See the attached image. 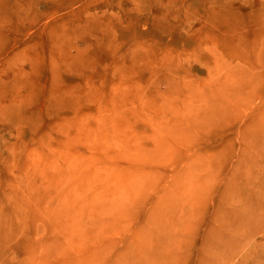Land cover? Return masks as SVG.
Returning a JSON list of instances; mask_svg holds the SVG:
<instances>
[{"label": "rangeland", "instance_id": "obj_1", "mask_svg": "<svg viewBox=\"0 0 264 264\" xmlns=\"http://www.w3.org/2000/svg\"><path fill=\"white\" fill-rule=\"evenodd\" d=\"M6 180L11 264H264V0H0Z\"/></svg>", "mask_w": 264, "mask_h": 264}, {"label": "bare ground", "instance_id": "obj_2", "mask_svg": "<svg viewBox=\"0 0 264 264\" xmlns=\"http://www.w3.org/2000/svg\"><path fill=\"white\" fill-rule=\"evenodd\" d=\"M11 108L6 106L3 109L4 116H11ZM107 124V126H106ZM117 129L115 127H111L109 124V120L107 119L102 132L105 133L108 138V135L111 136ZM96 171L93 172L92 179L94 180H123V175L115 168L104 167V168H96ZM37 176L39 180V176L36 173L33 175ZM91 179V180H92ZM29 182L21 180V182L17 183L16 180H6L3 183L0 181V264H11L9 258L6 257L7 249L12 245L16 247V250H21L24 252L23 255H26L29 248V238L25 234L20 242L17 240V232L18 233H27L28 227V215H29ZM114 196L110 198L109 203L102 202L103 206L107 207H118L123 208V203L125 201L124 193L117 191H113ZM89 201L94 199L93 192H89ZM99 198V197H98ZM100 200V198L98 199ZM103 200V199H102ZM93 203V201H90ZM89 208H91L92 221L95 217L94 209H92L93 205L89 204ZM134 246L139 248V240H134ZM132 251L130 252V254ZM21 255L20 258H23ZM133 256V253L131 254Z\"/></svg>", "mask_w": 264, "mask_h": 264}]
</instances>
